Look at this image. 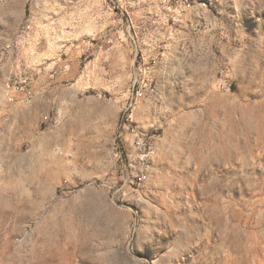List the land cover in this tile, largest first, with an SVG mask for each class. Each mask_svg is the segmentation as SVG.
Returning a JSON list of instances; mask_svg holds the SVG:
<instances>
[{
    "label": "rangeland",
    "instance_id": "rangeland-1",
    "mask_svg": "<svg viewBox=\"0 0 264 264\" xmlns=\"http://www.w3.org/2000/svg\"><path fill=\"white\" fill-rule=\"evenodd\" d=\"M0 264H264V0H0Z\"/></svg>",
    "mask_w": 264,
    "mask_h": 264
},
{
    "label": "built area",
    "instance_id": "built-area-1",
    "mask_svg": "<svg viewBox=\"0 0 264 264\" xmlns=\"http://www.w3.org/2000/svg\"><path fill=\"white\" fill-rule=\"evenodd\" d=\"M3 93L6 100L13 105L29 104L36 96L35 81L25 73H18L8 78L3 85ZM137 98L142 96V92L137 90ZM135 104L133 101L128 102L122 111L121 128L124 132H136V125L133 120ZM48 119V118H46ZM138 146L141 150H152V146H146L144 141H139ZM145 176H139L140 180L145 179Z\"/></svg>",
    "mask_w": 264,
    "mask_h": 264
},
{
    "label": "crops",
    "instance_id": "crops-1",
    "mask_svg": "<svg viewBox=\"0 0 264 264\" xmlns=\"http://www.w3.org/2000/svg\"><path fill=\"white\" fill-rule=\"evenodd\" d=\"M22 65V64H21ZM59 65V69H57L56 73L54 74H50L48 77L44 75H40L38 71L39 67H36V71L38 72L36 74V83H35V89H36V93L38 94V96L36 97V99L33 102V106L35 107H39L40 105H44L43 108H40V110H45V113L47 114L49 111H51L52 109H54V111H60L63 108H60L62 105V101L63 99H59V100H55L52 99L49 96L52 95H60L61 94V87L60 86H55L53 84H55L56 81H59L62 79L63 77V64L60 63ZM52 77V79L50 78ZM50 102V103H49ZM86 107H84L83 109H85ZM86 110V109H85ZM41 111L39 112V114H37V117H40L41 115H43V113H41ZM94 112L98 114V118H97V122L99 125L103 124V120H102V116H101V109L97 108L94 110ZM40 115V116H39ZM46 117H49L48 115H46ZM55 121L58 122H62V120L58 117V115L54 116ZM40 119V118H39ZM84 122V125L88 124V120L83 119L80 120ZM51 143L48 140V136L47 134H41L39 136V140L37 143V150H39L40 152H47L50 150L51 147Z\"/></svg>",
    "mask_w": 264,
    "mask_h": 264
}]
</instances>
